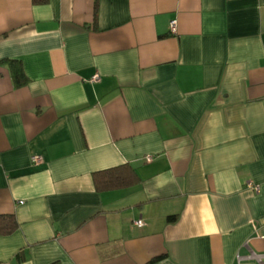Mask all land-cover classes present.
Wrapping results in <instances>:
<instances>
[{
	"label": "crops",
	"instance_id": "obj_1",
	"mask_svg": "<svg viewBox=\"0 0 264 264\" xmlns=\"http://www.w3.org/2000/svg\"><path fill=\"white\" fill-rule=\"evenodd\" d=\"M0 214V264H264V0H0Z\"/></svg>",
	"mask_w": 264,
	"mask_h": 264
},
{
	"label": "trees",
	"instance_id": "obj_2",
	"mask_svg": "<svg viewBox=\"0 0 264 264\" xmlns=\"http://www.w3.org/2000/svg\"><path fill=\"white\" fill-rule=\"evenodd\" d=\"M43 1V0H36ZM8 65L12 68V78L17 86L26 82L23 70L15 59H8ZM93 183L96 191L109 190L119 187H126L136 183L139 177L135 170L128 163L103 169L93 173ZM168 220H174L173 216H168ZM16 228V221L11 214H0V234H9Z\"/></svg>",
	"mask_w": 264,
	"mask_h": 264
},
{
	"label": "built area",
	"instance_id": "obj_3",
	"mask_svg": "<svg viewBox=\"0 0 264 264\" xmlns=\"http://www.w3.org/2000/svg\"><path fill=\"white\" fill-rule=\"evenodd\" d=\"M175 25H176V21L175 20H171L170 21V30L171 31H175ZM98 79H99L98 75H95L94 77H92L93 81L98 80ZM151 159H152V156H150V155L146 156V160L147 161H150ZM31 162L34 165H38V164H41L43 162V158H42L41 155H38V154L32 155L31 156ZM247 187L252 188L256 193H258L260 191L259 185H254L252 182H248L247 183ZM134 224L136 226H141L142 225V220L141 219H137V220L134 221Z\"/></svg>",
	"mask_w": 264,
	"mask_h": 264
}]
</instances>
